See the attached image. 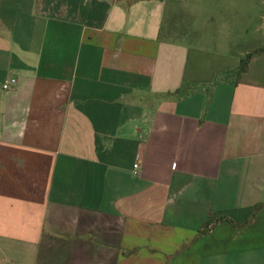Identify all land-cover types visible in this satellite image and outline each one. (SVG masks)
Masks as SVG:
<instances>
[{
    "label": "crops",
    "instance_id": "1",
    "mask_svg": "<svg viewBox=\"0 0 264 264\" xmlns=\"http://www.w3.org/2000/svg\"><path fill=\"white\" fill-rule=\"evenodd\" d=\"M252 18L264 0H0V264H264Z\"/></svg>",
    "mask_w": 264,
    "mask_h": 264
},
{
    "label": "rangeland",
    "instance_id": "2",
    "mask_svg": "<svg viewBox=\"0 0 264 264\" xmlns=\"http://www.w3.org/2000/svg\"><path fill=\"white\" fill-rule=\"evenodd\" d=\"M182 6L181 8H179L180 11V16L177 19V29L179 32H184L187 30H190V25L191 22H189L187 19V17L185 18L182 12ZM236 8H234L235 10ZM239 6L238 9H236V11H239ZM246 10V9H243ZM251 12L254 14H257V12ZM247 15L246 13H244V15H242L241 17ZM250 15V14H249ZM252 16V15H250ZM251 18V17H250ZM221 29L219 28L218 25H216V27H209L205 29L204 33L201 32L202 34H204V36H208L210 35V33H218L220 32ZM262 34H264V20L261 19H254L252 18V20L248 21L246 20L245 22H241L240 20L238 21H234V44H239V49H242L243 47H252L253 46V42L257 41L259 38H261ZM208 38H211L210 36ZM238 42V43H236Z\"/></svg>",
    "mask_w": 264,
    "mask_h": 264
},
{
    "label": "built area",
    "instance_id": "3",
    "mask_svg": "<svg viewBox=\"0 0 264 264\" xmlns=\"http://www.w3.org/2000/svg\"><path fill=\"white\" fill-rule=\"evenodd\" d=\"M16 85V80H13V79H10V80H7L4 85H3V89L4 90H10L12 87H14ZM139 169V165L138 164H135L134 165V170H135V173L138 171Z\"/></svg>",
    "mask_w": 264,
    "mask_h": 264
},
{
    "label": "trees",
    "instance_id": "4",
    "mask_svg": "<svg viewBox=\"0 0 264 264\" xmlns=\"http://www.w3.org/2000/svg\"><path fill=\"white\" fill-rule=\"evenodd\" d=\"M249 60H250V56H247L246 59L242 60L241 64H240V67L238 69V73L241 75V74H244L246 71H247V68H248V64H249Z\"/></svg>",
    "mask_w": 264,
    "mask_h": 264
}]
</instances>
